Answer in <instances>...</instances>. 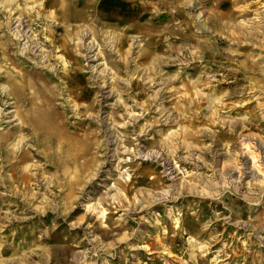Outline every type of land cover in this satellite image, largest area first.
Returning a JSON list of instances; mask_svg holds the SVG:
<instances>
[{
	"label": "rangeland",
	"instance_id": "1",
	"mask_svg": "<svg viewBox=\"0 0 264 264\" xmlns=\"http://www.w3.org/2000/svg\"><path fill=\"white\" fill-rule=\"evenodd\" d=\"M0 264H264V0H0Z\"/></svg>",
	"mask_w": 264,
	"mask_h": 264
},
{
	"label": "bare ground",
	"instance_id": "2",
	"mask_svg": "<svg viewBox=\"0 0 264 264\" xmlns=\"http://www.w3.org/2000/svg\"><path fill=\"white\" fill-rule=\"evenodd\" d=\"M48 3V2H47ZM62 5V4H61ZM109 5H111V3H107V1H105V7L104 8H107ZM167 6V5H166ZM104 8H101L102 10H104ZM61 10V9H60ZM99 12L102 14V16L104 15V13H103V11L101 12L100 10H99ZM70 21V20H69ZM68 21V22H69ZM69 25V24H68ZM245 34V33H244ZM233 35V34H232ZM238 38V37H237ZM65 74V73H64ZM65 75H68V74H65ZM19 79V78H18ZM28 85V84H27ZM30 87V86H29ZM9 88V87H8ZM4 89V88H3ZM28 90V89H27ZM28 94V93H27ZM16 95V94H15ZM21 95V94H20ZM34 95V97H36V95L35 94H33ZM23 97V96H22ZM27 99V98H26ZM54 99V98H53ZM28 100V99H27ZM26 100V101H27ZM51 104V103H50ZM28 105V104H27ZM49 105V104H48ZM52 110V109H51ZM52 112V111H51ZM34 130V129H33ZM41 131V130H40ZM46 131V130H45ZM49 131V130H48ZM48 133V132H47ZM46 134V133H45ZM196 256V255H195Z\"/></svg>",
	"mask_w": 264,
	"mask_h": 264
},
{
	"label": "crops",
	"instance_id": "3",
	"mask_svg": "<svg viewBox=\"0 0 264 264\" xmlns=\"http://www.w3.org/2000/svg\"><path fill=\"white\" fill-rule=\"evenodd\" d=\"M104 12V11H103Z\"/></svg>",
	"mask_w": 264,
	"mask_h": 264
}]
</instances>
